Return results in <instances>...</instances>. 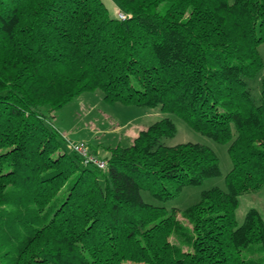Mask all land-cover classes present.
<instances>
[{"label":"trees","instance_id":"trees-1","mask_svg":"<svg viewBox=\"0 0 264 264\" xmlns=\"http://www.w3.org/2000/svg\"><path fill=\"white\" fill-rule=\"evenodd\" d=\"M117 2L125 21L102 0H0V264H264V219L236 217L264 188V0ZM98 90L228 145L226 189L187 223L144 201L221 175L208 146L162 143L178 132L168 116L94 154L106 172L85 166L51 114Z\"/></svg>","mask_w":264,"mask_h":264},{"label":"rangeland","instance_id":"rangeland-1","mask_svg":"<svg viewBox=\"0 0 264 264\" xmlns=\"http://www.w3.org/2000/svg\"><path fill=\"white\" fill-rule=\"evenodd\" d=\"M102 1L108 8L110 16L118 18V12L121 9L117 0ZM233 1L229 0L230 3ZM260 52L264 59V45L260 48ZM263 74L264 70L262 71ZM258 80H247V82L251 89L255 85H259L252 90V96L255 102L260 103L261 84ZM51 116L53 117V127L60 133L64 141L63 146L69 152L70 145L85 142L92 148L94 147L99 156L105 157L107 152L104 148L132 145V140H135L140 130L147 129L165 116L170 117L175 122L178 132L174 138L164 139L163 144L174 147L179 144L194 143L211 148L220 159V176L206 180L201 186L187 187L178 198L166 203L157 201L148 193L143 194V199L148 204L166 207L169 211L175 209L178 219L185 223L187 221L181 217V213L190 207L197 206L204 191L213 188L226 189L225 179L232 169L228 145L216 143L209 137L191 129L178 117L164 115L159 108L126 107L121 104L109 105L104 101L103 93L98 90L83 94ZM251 209L257 210L264 219V188L258 193L247 194L240 198V205L236 214L240 225Z\"/></svg>","mask_w":264,"mask_h":264},{"label":"built area","instance_id":"built-area-1","mask_svg":"<svg viewBox=\"0 0 264 264\" xmlns=\"http://www.w3.org/2000/svg\"><path fill=\"white\" fill-rule=\"evenodd\" d=\"M128 15H126L124 12L119 11L118 12V18L121 21L127 20ZM70 151L78 155L83 162V164L87 167H93L101 172L107 171V163L105 160L98 158L95 156L90 146L85 142H80L77 144L70 145Z\"/></svg>","mask_w":264,"mask_h":264},{"label":"crops","instance_id":"crops-1","mask_svg":"<svg viewBox=\"0 0 264 264\" xmlns=\"http://www.w3.org/2000/svg\"><path fill=\"white\" fill-rule=\"evenodd\" d=\"M145 130H147V129H142V130H140V132L141 131H145ZM139 136V134L135 137V139L137 138ZM134 141V139L132 140V142ZM91 147V150H92V152L93 153H95L97 156L99 155V153H96V149H94V147L92 148V146H90ZM95 150V151H94Z\"/></svg>","mask_w":264,"mask_h":264}]
</instances>
